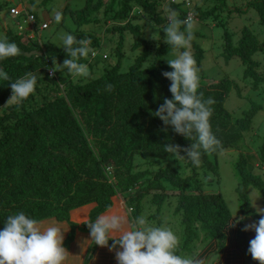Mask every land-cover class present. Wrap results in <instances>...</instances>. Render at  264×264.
<instances>
[{"label":"trees","instance_id":"obj_1","mask_svg":"<svg viewBox=\"0 0 264 264\" xmlns=\"http://www.w3.org/2000/svg\"><path fill=\"white\" fill-rule=\"evenodd\" d=\"M42 1L45 4L47 0ZM223 1L212 0V7L204 11L197 2L184 8L182 4L166 0L167 8L170 6L176 10L181 20L186 19L189 11L194 17H210L225 8L221 6ZM8 3V0L0 1V12L8 7ZM162 3L163 0H85L82 8L69 11L77 27L70 34L78 40L91 41L88 56L78 59L79 63L88 66L86 81L83 76L70 73L66 67L52 65V57L57 64H62L69 57L63 47L47 44L44 49L35 39L36 31L44 23L38 27L40 19L35 11L24 10L34 18L31 29H24L27 24H23L18 33L5 30L4 38L0 40L15 42L22 55L0 58V69L10 77V81L0 79V230L9 215L21 211L39 221L54 218L58 223L69 226L63 242L68 246L76 229L89 233L83 224L86 221L78 224L71 220L72 210L90 206L88 220L95 221L97 216L113 206L114 200H118L133 220L140 216L143 197L153 191L150 202L156 207L147 220H156L157 227L164 223L161 217L163 205L170 197H175L171 215L179 217L176 254L195 258L205 246L212 245L216 247V253L222 254L233 243L244 257L243 264H258L249 260V233L241 231L244 226L242 220L235 227H227L229 221H235L226 203L220 193L205 192L204 182L199 176L201 171L207 182L217 179L216 154L234 147L251 130L252 119L261 109L251 104L240 117L232 118L224 107L231 89H235L237 94L240 92L232 79L223 77L205 82L202 81L203 73L199 75L198 93L202 92L205 99L212 97L215 100L211 105L210 125L221 142L220 146L215 151L203 152L199 165H194L188 158H179L189 172L185 176L168 164L152 169L155 163L170 155L165 152L164 144L187 147L195 142L175 133L171 126L166 127L152 114L164 98L171 99V82L161 73L172 69L162 61V57L171 50L180 49L167 45L165 41L143 38L136 19L140 15L155 25L168 23ZM247 7L256 11L264 33V0H250ZM24 11L20 17L17 16L20 22ZM99 12H102L105 23L108 19L113 21L105 31L118 35L114 46L117 59L112 66L103 67L101 75L92 78L89 57L94 50L99 53L102 36L87 28L91 23H104L98 16ZM64 13L62 17L65 19ZM87 23L89 25L82 30L81 26ZM126 33L132 36L130 49H139L140 52L122 71ZM256 37L250 28L244 26L234 43L231 34L225 31L221 53L226 61L239 59L243 77L252 79L254 88L264 82V72L257 71L258 62L252 58L257 52L264 53V40L259 41ZM191 44L200 68L202 51L193 41ZM31 51L40 54L25 55ZM150 55L152 58L149 60ZM52 67L57 71L49 76L47 71ZM29 71L39 76L34 92L22 102L5 105L11 96L9 83ZM107 84L114 86L112 91L106 90ZM257 149V160L251 165L246 154L241 152L235 165L242 212L254 221L260 217L249 210L244 190L248 186L255 187L264 204V179L255 172L254 166L255 162L264 165V139ZM168 189L173 195L166 193ZM194 240H199L198 245H193ZM88 260L86 257L84 261Z\"/></svg>","mask_w":264,"mask_h":264},{"label":"clouds","instance_id":"obj_2","mask_svg":"<svg viewBox=\"0 0 264 264\" xmlns=\"http://www.w3.org/2000/svg\"><path fill=\"white\" fill-rule=\"evenodd\" d=\"M173 1L186 8L181 0ZM166 12L168 23L163 29L164 41L175 49H190L195 38L192 15L181 20L177 11L170 6ZM62 16V11H56L55 21L60 22ZM23 18L22 15L21 19ZM182 25L185 26L184 30H181ZM61 39L69 58L64 59L62 64H57L55 57H52V65H60L66 67L70 73L87 76L88 66L79 63L78 59L88 56L91 41L78 40L69 33H64ZM17 55H22V51L15 42L0 40V58ZM98 57V51L94 50L89 61L92 62ZM101 59L106 58L101 55ZM166 62L172 71H163L161 75L171 82V99L164 98L163 103L152 114L166 127L171 126L175 133L195 141L187 147L174 143L164 144L165 152L180 159L188 158L194 165H199L202 153L215 151L221 143L210 125L213 112L211 105H214L215 100L212 97L205 99L202 92L198 93L199 68L190 50L180 51L174 58L166 59ZM56 71L57 69L52 67L50 75ZM38 78L36 72L29 71L10 82L11 96L5 105L9 102L19 103L28 98L34 92ZM0 79L10 81L8 73L2 69ZM113 88L112 84L106 85L107 91H112ZM254 207L260 218L245 224L241 231H254L255 236L249 241L247 253L258 264H264V207L256 204ZM243 219L244 217H240L235 222L229 221L227 227H235L236 223ZM83 224L87 226L90 236L79 242L80 253L73 255L63 243L69 226L65 227L54 218L39 221L22 211L9 215L0 230V264H75L76 258L84 260L82 257L90 247L89 244L107 247L110 252L115 253L117 264H209V260L185 258L176 254L179 241L170 228L148 226L143 216L129 221L127 215L119 208L110 209L97 216L95 221L87 220Z\"/></svg>","mask_w":264,"mask_h":264},{"label":"rangeland","instance_id":"obj_3","mask_svg":"<svg viewBox=\"0 0 264 264\" xmlns=\"http://www.w3.org/2000/svg\"><path fill=\"white\" fill-rule=\"evenodd\" d=\"M8 1V9L6 8L0 12V39L4 38V32L7 29L17 33L20 32L18 29V25L20 24V16L17 18V15L11 14V9H31L36 12L38 18L40 19L38 27L40 26L41 22L48 23V27L46 29H38L34 35L35 39L41 45H43L44 49L47 44H53L54 46L59 48L63 47V42L61 39L63 34H70V31L73 32L74 28H77L70 18L69 11H74L75 9L78 10L82 8L85 2V0H47L44 4L42 3V0ZM248 1L250 0H224V5H221L220 3L217 4L221 5L222 8H225L216 12L214 15L210 17L193 16V32L195 37L193 39V43H195L202 51L200 68L197 66L199 68L198 75H201V73H203L204 75V79L202 81L212 82L220 78L227 77L232 79L238 85L240 91L239 94L236 93L237 91L235 89H231L224 104L225 109L230 113L233 119L240 117L243 111L249 110L251 104L261 107V109L256 112L255 116L252 119L251 130L245 133L242 139L239 140V142L236 143L234 147L232 146L227 149L221 150L216 154L214 159L215 164L218 168L217 179H214L211 182H207L205 176L201 173V171L199 172V176L204 182V191L209 193H220L234 221L236 219H239L240 217H244V219L242 220L243 225L252 223L254 222V220L253 218H251V216L244 215L242 212L241 201L239 200V196L237 193V188L239 186V177L235 165L241 153L246 154L249 165L257 160L255 152L258 151L257 148L264 139V82L259 84L257 88H254L252 85V79H245L243 77V66L241 65L239 59L232 58L226 61L221 53L222 44L224 43L222 35L225 31L231 34L234 43L238 39L240 30L244 26L250 28L257 36L256 38H258L259 41L264 40L263 29L259 24L257 13L253 8L247 7ZM193 2H197L198 4L202 5L204 11L209 10L213 5L212 0H191L192 6ZM161 6L162 10L166 12L168 2H166V0H163ZM65 9L67 10L64 13ZM235 9H240L241 11H235ZM8 11L10 15L8 14ZM56 11H62V13H64V17L66 16L65 19L62 17L64 23H62V19L60 22L55 21L54 16ZM98 16L104 23L96 25L91 23V25L87 28L94 30L97 35L102 36V44L101 49H99V57L91 62L94 76L92 78L101 75L103 67L112 66L117 59L114 52V46L116 45L118 35L117 33L112 34L105 31L106 28L110 27L113 21L108 19L105 23V20L102 19V12H99ZM165 16L167 17L166 14ZM136 20L141 27L143 38L148 40L155 39L162 42L164 41L165 34L163 33V29L167 23L155 25L149 19L142 16L140 17V15ZM86 25H89V23L83 24V26H81V29L85 30ZM27 28L31 29L29 24L27 25ZM131 42V34L126 33L123 41L124 58L121 65L122 71L127 69V67L133 62L134 57L137 56L140 52L139 49L136 51H132L130 49ZM185 50H190L193 53V45L191 44L190 49L180 48V50H171L162 57V61L167 64L166 59L174 58L175 55H177L180 51ZM102 54L103 56H107V58L102 60ZM151 58L152 55H150L149 60ZM252 58L253 60L258 62L257 71L259 73L264 72V53L257 52L253 55ZM85 77L86 76H83L84 80L86 81ZM167 164L176 167L183 176L189 173L185 168L182 160H180L178 157H173L171 154L165 159H162L159 162L155 163L152 169L157 170L158 168L164 167ZM254 166L255 172L261 174L264 179V165H260V163L256 164L255 162ZM206 176L209 177L210 175L207 174ZM166 193L173 195V192L170 191V189H168ZM244 193L248 200L249 210L257 214L254 204L259 207H264L259 191L253 186H248L244 190ZM152 194L153 191H151L150 194L145 195L141 202L140 216L145 217L146 220L147 216L154 212L156 207L150 202ZM118 196L120 197V195ZM170 204L171 206L167 210L166 207ZM174 205L175 197L174 199L170 197V199L165 202L161 209V217L164 223H162L159 227H168L176 235V232L179 228V217L171 215L172 207L174 208ZM89 209L90 206L80 209L79 221L77 222L83 223L88 220ZM147 222L148 226L157 227L156 220L149 219L147 220ZM130 226L133 228L136 227V225ZM78 232L80 233H78L76 237L79 236V240L77 239L75 241L74 239L72 240L70 245L65 246L67 249L69 247V252L73 255L80 251V249H76V245L79 244L82 239H87V236L83 233V229L78 230ZM247 232L249 233L250 241L252 238H254L255 233L254 231ZM198 241L194 240L193 245H198ZM110 256L115 257L114 254H111ZM102 258L103 250H100L97 254L93 255L92 259L95 263L98 264L100 263ZM249 260L254 261L251 255L249 256Z\"/></svg>","mask_w":264,"mask_h":264},{"label":"crops","instance_id":"obj_4","mask_svg":"<svg viewBox=\"0 0 264 264\" xmlns=\"http://www.w3.org/2000/svg\"><path fill=\"white\" fill-rule=\"evenodd\" d=\"M114 208H119L122 211V213L126 214L125 210H123L124 209V206H122L121 203L118 202V200H114V204H113V206L110 209H114ZM80 209L81 208L74 209V210H72L70 212L71 220L74 223H78V224H81L82 223V222H77V221H79ZM127 217H128V219H130L128 215H127ZM61 224L64 225L65 223H61ZM64 226L65 227H68V225H64ZM66 233L64 234V237L66 236ZM78 233H80V232H78V230L76 229V235L74 237L75 241L77 239L79 240V236L76 237L78 235ZM83 233L87 236V238H89V236H90L89 233H85V232H83ZM89 246H90L89 247L90 248V251L88 252V250H89V248H88L87 251L84 253V255L82 257V259H84V260H85L86 257L87 258L89 257V260L86 262L84 260L81 261L79 258H76L75 264H97V263H95L93 261V259H90V257H93V255L97 254L100 250H103V258L100 261V263H98V264H117V261L115 260V258L110 256L111 254H114L115 255V253L114 252H110L107 247H99V246H96L94 244H93V247H91V244H89ZM76 249L77 250L80 249L79 248V244L76 245ZM68 251H69V247H68ZM215 251H216V247L214 245H212V246H205L200 251V253L195 258H193V259H205V260H209V258L213 254L216 253ZM76 252H74V253H76ZM79 253H80V251L77 252L76 254H79ZM243 258H244L243 255L236 249L235 245L233 243H230V245H228V247L226 248V250L222 254H219V257L213 262V264H243L244 263V259Z\"/></svg>","mask_w":264,"mask_h":264},{"label":"built area","instance_id":"obj_5","mask_svg":"<svg viewBox=\"0 0 264 264\" xmlns=\"http://www.w3.org/2000/svg\"><path fill=\"white\" fill-rule=\"evenodd\" d=\"M173 1V0H172ZM182 2H183V4H184V6L186 7V8H189L190 6H191V2H190V0H181ZM23 10H21V9H11L10 10V13L11 14H13V15H20L21 14V12H22ZM189 15H192V19H193V14H192V12H187L186 13V19L189 17ZM23 16H24V18H23V20L21 21V23L18 25V29L19 30H22L23 29V27H22V25L23 24H29V26L32 28V24H33V16L32 15H30V14H27L25 11H24V14H23ZM48 27V23H46V22H44L42 25H41V29H45V28H47ZM50 72H51V68L50 69H48V71H47V74L49 75V76H53V74H51L50 75ZM122 202V201H121ZM128 211H129V209H127Z\"/></svg>","mask_w":264,"mask_h":264},{"label":"water","instance_id":"obj_6","mask_svg":"<svg viewBox=\"0 0 264 264\" xmlns=\"http://www.w3.org/2000/svg\"><path fill=\"white\" fill-rule=\"evenodd\" d=\"M33 54H36V55H39L40 52L38 51H31L30 53H27L25 54L26 56H30V55H33ZM219 257V254L218 253H215L213 254L210 258H209V264H213V262Z\"/></svg>","mask_w":264,"mask_h":264},{"label":"bare ground","instance_id":"obj_7","mask_svg":"<svg viewBox=\"0 0 264 264\" xmlns=\"http://www.w3.org/2000/svg\"><path fill=\"white\" fill-rule=\"evenodd\" d=\"M124 210V209H123Z\"/></svg>","mask_w":264,"mask_h":264}]
</instances>
